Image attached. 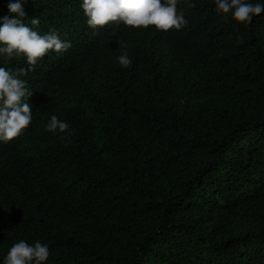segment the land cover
<instances>
[{"label":"trees","instance_id":"1","mask_svg":"<svg viewBox=\"0 0 264 264\" xmlns=\"http://www.w3.org/2000/svg\"><path fill=\"white\" fill-rule=\"evenodd\" d=\"M81 4L23 3L71 47L21 77L32 121L0 142V264L20 240L48 245L43 264H264V13L181 0L179 31L93 30Z\"/></svg>","mask_w":264,"mask_h":264},{"label":"clouds","instance_id":"2","mask_svg":"<svg viewBox=\"0 0 264 264\" xmlns=\"http://www.w3.org/2000/svg\"><path fill=\"white\" fill-rule=\"evenodd\" d=\"M26 0H9L8 10L14 16L0 18V55L9 59L23 58L26 66L20 68L0 67V142L9 143L21 136L32 121V110L27 102L32 92L27 81L21 79L35 67L49 52L61 54L71 47L62 41L58 34L50 31L40 34L37 30L40 19L32 18L26 22L23 3ZM181 0H82L81 8L90 29L98 30L109 24L123 23L132 29L154 27L157 31L181 30L187 20L183 13L177 12ZM195 7L194 3H187ZM217 14L231 15L240 25H250L254 17L264 13V4L250 3L248 0H215ZM30 25V26H29ZM119 64L127 68L132 61L127 52L118 57ZM70 125L50 117L46 126L48 132L66 133ZM50 255L47 244L39 241L29 245L20 240L9 249L4 264H43Z\"/></svg>","mask_w":264,"mask_h":264}]
</instances>
